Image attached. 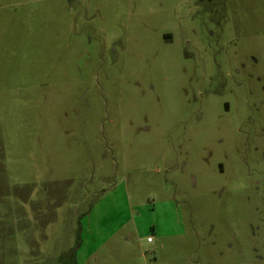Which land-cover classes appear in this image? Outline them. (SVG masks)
<instances>
[{
	"label": "rangeland",
	"instance_id": "1",
	"mask_svg": "<svg viewBox=\"0 0 264 264\" xmlns=\"http://www.w3.org/2000/svg\"><path fill=\"white\" fill-rule=\"evenodd\" d=\"M0 264H264V0H0Z\"/></svg>",
	"mask_w": 264,
	"mask_h": 264
},
{
	"label": "built area",
	"instance_id": "2",
	"mask_svg": "<svg viewBox=\"0 0 264 264\" xmlns=\"http://www.w3.org/2000/svg\"><path fill=\"white\" fill-rule=\"evenodd\" d=\"M147 242H150V239L149 238H147Z\"/></svg>",
	"mask_w": 264,
	"mask_h": 264
}]
</instances>
